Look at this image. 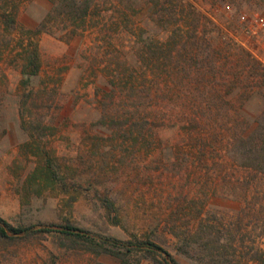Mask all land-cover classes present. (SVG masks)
I'll use <instances>...</instances> for the list:
<instances>
[{
	"label": "rangeland",
	"instance_id": "obj_1",
	"mask_svg": "<svg viewBox=\"0 0 264 264\" xmlns=\"http://www.w3.org/2000/svg\"><path fill=\"white\" fill-rule=\"evenodd\" d=\"M91 1L85 29L59 18L34 38L53 3L0 0L17 21L0 19V216L32 227L0 241V264H121L68 224L179 264H264L260 140L240 141L264 139V0ZM31 40L41 70L23 85Z\"/></svg>",
	"mask_w": 264,
	"mask_h": 264
},
{
	"label": "trees",
	"instance_id": "obj_2",
	"mask_svg": "<svg viewBox=\"0 0 264 264\" xmlns=\"http://www.w3.org/2000/svg\"><path fill=\"white\" fill-rule=\"evenodd\" d=\"M53 8L39 27L35 30H29L27 33L32 37H38L47 30L48 24L56 19L69 21L71 24L82 29L86 28L87 20L91 15V0H50ZM1 22L7 31H15L17 29V21L13 13L3 12L1 14ZM79 28V29H80ZM24 64L22 66V84L28 85L31 80L38 77L41 70L39 46L34 41H29L23 46ZM263 131V126H257L249 136H242V140H260V144L251 151L260 162H264V139L256 137V134ZM256 140V139H255ZM170 228V227H169ZM32 231V227H14L0 216V241L16 239L22 234H28ZM50 233L51 230H44ZM170 234L177 240L176 250L178 253L189 255L192 247V232L181 231L175 224L169 229ZM62 235L68 241L84 247L86 251L98 256H111L120 261L121 264H141L144 260H151V264H179L174 256L157 244L151 238L134 236L130 240H119L111 236H92L87 231L82 230L74 225L68 224L62 231Z\"/></svg>",
	"mask_w": 264,
	"mask_h": 264
},
{
	"label": "built area",
	"instance_id": "obj_3",
	"mask_svg": "<svg viewBox=\"0 0 264 264\" xmlns=\"http://www.w3.org/2000/svg\"><path fill=\"white\" fill-rule=\"evenodd\" d=\"M242 20L245 21V22H249L250 21L247 16H242ZM253 22L256 23L259 26L264 27V18L256 17ZM262 61L264 62V58L262 59Z\"/></svg>",
	"mask_w": 264,
	"mask_h": 264
}]
</instances>
